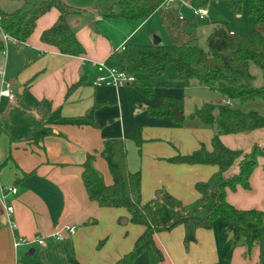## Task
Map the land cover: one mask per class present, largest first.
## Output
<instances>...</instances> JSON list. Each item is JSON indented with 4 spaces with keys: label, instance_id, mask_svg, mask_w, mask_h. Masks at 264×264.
<instances>
[{
    "label": "crops",
    "instance_id": "obj_1",
    "mask_svg": "<svg viewBox=\"0 0 264 264\" xmlns=\"http://www.w3.org/2000/svg\"><path fill=\"white\" fill-rule=\"evenodd\" d=\"M78 1H86L87 7H79ZM62 2L79 10L68 15L66 21L83 46V55H63L40 41L42 31L51 27L58 17L54 8L36 21L26 41L17 45L8 42L5 53L0 54V92L8 87L14 95L12 100L0 95V189H16L15 194L8 192L5 199L13 208V227L6 223L0 206V264H69L66 254L80 264H113L131 250L144 228L133 224L131 235L127 233L130 215L123 212V208H101L90 201L81 179L82 165L92 155V165L104 184L112 183L105 156L101 153L105 139L124 140L127 169L140 173L142 202L154 207L158 201L155 191L161 187L183 204H196L198 195L194 184L206 181L217 170L215 166L166 161L176 154H190L201 144L210 150L214 134L212 128L194 119L184 125L166 117L147 116V108L158 106L162 97L180 98L172 89H183L170 80L172 74L167 81L134 76L135 83L141 77L143 83L155 86L152 98L145 97L132 85H92L97 74L95 64L105 61L108 66H117L120 53L117 56L115 50L122 44L149 45L153 34L165 45L167 41L172 43L170 36L173 35L162 32L163 26L170 25L164 12L158 9L144 20L114 19L121 22L113 23L104 20L100 11H95L99 6L96 0ZM182 6L188 7L176 5V15H182ZM240 12L233 14L240 18ZM157 14L166 23L159 24ZM86 16L93 21L87 22L90 28L85 23ZM183 20L190 23V19L183 17ZM249 21L252 25L247 31L224 29L229 33L257 32L264 36V23ZM189 23L186 31L197 38L194 30H188ZM95 24L103 33L96 31L92 36L90 29L95 30ZM79 81L82 83L68 92ZM262 83L264 74L255 78V85ZM158 90L162 93L156 94ZM42 100L51 105L44 119L39 115ZM258 100L241 103H250L248 111L244 112L255 111L264 116V100H260L261 106ZM218 102L230 105L238 101L222 97ZM197 104L194 106L198 107ZM41 124L50 129L44 137L39 129ZM144 131L147 138L142 136L141 139ZM27 135L29 138L23 139ZM134 137L141 139L140 146L132 139ZM220 139L226 147L248 153L253 145L264 147V129L221 135ZM237 170L238 161L224 176L235 174ZM226 200L240 210H260L264 222L263 156L257 157L249 189H227ZM69 227L75 228L74 233H67ZM225 230L226 223L220 219L211 229L196 230L195 242L189 243L187 250L182 245V226L156 233L154 242L163 254L160 264H264V242L247 252L242 241L232 244ZM57 232L62 234V240L53 238ZM22 238H43L44 245L33 243L14 249L13 241ZM133 264H148L146 255H141Z\"/></svg>",
    "mask_w": 264,
    "mask_h": 264
},
{
    "label": "trees",
    "instance_id": "obj_2",
    "mask_svg": "<svg viewBox=\"0 0 264 264\" xmlns=\"http://www.w3.org/2000/svg\"><path fill=\"white\" fill-rule=\"evenodd\" d=\"M107 16L115 20L139 21L151 16L160 9L165 0H116L112 5L106 0ZM195 5H207L208 0H190ZM248 15L253 23H264V0H248ZM52 8L58 11L54 24L42 31L40 41L52 46L60 54L78 57L85 53L74 32L67 24V17L78 13L62 0H40L30 9H16L10 12L0 11L1 30L17 41H26L35 29L36 21ZM233 13L241 10V0H233L230 5ZM164 18L174 24L171 35L178 37L176 44L139 45L126 44L120 52L117 68L128 75L148 76L160 79L166 67L173 74L170 80L185 89L195 82L200 86H210L229 101L264 100V83L255 85V77L250 72L254 66L264 73V36L260 33H229L217 26L207 36V51L199 48L196 35L186 31L188 21L178 19L173 10L164 12ZM5 45L0 36V52ZM82 82L71 86L68 92ZM134 88L147 98L153 97L152 83H134ZM51 111L50 102L41 101L39 115L42 119ZM147 116L154 118H170L176 124L184 122V104L178 97H162L160 104L147 108ZM213 129L210 150L201 144L190 154H176L167 158L171 164L209 165L217 168L206 181L194 184L200 207L187 210L176 198L162 192L161 206L155 208L142 202L141 176L139 172L127 169L125 142L119 138L105 139L102 155L105 156L108 170L112 178L110 185H105L101 175L92 165L93 156L89 155L83 163L82 183L90 201L101 208H123L130 215L129 221L144 228L134 241L129 252L113 264H133L145 254L148 264H160L163 254L154 242V235L162 231H170L176 226L184 230V242H195L198 229H211L216 220L226 223L225 233L234 244L242 241L247 252L264 242V222L262 213L257 209L240 210L226 200V190L237 187L249 189V178L257 165V157H264V147L253 145L248 153L226 147L221 135L245 134L257 129H264V116L254 112H243L224 103H203L195 107L188 117ZM41 137L50 133V129L39 126ZM29 138V135L23 139ZM137 146L141 139L132 138ZM238 161L235 174L224 176V173ZM208 204V205H207ZM207 207L204 213H199ZM69 264H80L74 257L66 254Z\"/></svg>",
    "mask_w": 264,
    "mask_h": 264
},
{
    "label": "rangeland",
    "instance_id": "obj_3",
    "mask_svg": "<svg viewBox=\"0 0 264 264\" xmlns=\"http://www.w3.org/2000/svg\"><path fill=\"white\" fill-rule=\"evenodd\" d=\"M39 1L40 0H0V10H4L7 12H10V11H13L16 9L27 10V9H30L33 5H36ZM115 1L116 0H110V1H108V3L110 5H112ZM187 2L190 5L193 4L190 2V0L189 1L187 0ZM76 3H78L77 5H80L79 7H81V8L87 7L86 1H83V2L78 1ZM96 3H98L99 6H97V8H95V11H100V14L102 15L104 20H106V21L109 20L113 23L121 22V21H115L114 19H111L107 16L108 10L106 9V3H107L106 0H96ZM232 3H233V0H208V3L206 5V8L208 9V16L203 21H198L197 18H195L192 15L190 8H188L186 6H182L180 8V12H181L182 16L185 17L186 19H190L188 30H190V31L194 30L197 33V38H196L197 40H196L195 44L199 48H201L203 51H207L206 36L210 33V31L212 30L213 27L220 26V27H223L225 29H229V28L231 29L232 28L234 30L236 29L239 31L240 30L247 31L248 26L252 25V23H250V21H249V20H251V18L248 15V5H249L248 0H241V10H240L241 11L240 12L241 17L240 18H236L235 14H233V12L231 11L230 5ZM178 4L179 3H177L176 5H178ZM193 5H195V4H193ZM156 18L160 19V20L157 19L159 24H161V25L164 24L162 22V19H161L159 14L156 15ZM87 22L93 23V21L89 20L88 16L85 17V23L87 24V27L90 28V26H88L90 23H87ZM173 26H174V24L172 22L170 23L169 26H163L162 32L164 34L170 33V30L173 28ZM90 30H91L90 32H91L92 36L95 34L96 31L103 33L98 28V24H95V30H93V29H90ZM147 30L150 31L151 28H148ZM204 30H205V33L203 32ZM153 35H155V34H153ZM152 41H153V39H152ZM166 44L170 45L172 43L170 41H167ZM114 49H115V46H114ZM115 51H116V55L118 56L120 51L117 50V48ZM250 72L256 79H259L260 75L264 74L263 72H261L260 70H258L254 66L250 67ZM171 74H173L172 69L170 67H166L163 76L159 80L167 81L169 75H171ZM144 77L149 78L148 76H144ZM149 80H150V78H149ZM138 82L143 83L141 77L138 78ZM193 83L196 85L191 84L188 88H185L183 90H180V89L176 90V88L172 89V90H175V92H174L175 95H179V97L183 100L184 117H185L184 122H183L184 125L189 124L188 120H190V119L188 117H189V115L192 114L194 107H195L194 106L195 103H198L197 104L198 106L202 105L203 103L216 104V103H218V99L222 98V96L218 93V91L212 89L210 86H199L197 83H195V82H193ZM158 93H162V92L160 90H158L156 94H158ZM257 103L259 104V106H261L260 104H263L262 101H260V100H258ZM248 104H250V103L241 104L239 102H237V103L234 102V103H232L230 105L228 104V105L235 108V109H240L241 111L244 112V111H248L247 109H249V106H250ZM145 128L146 127H144L143 129H145ZM143 133H144V135H141L140 138L142 139V136L147 138L148 134H146L145 131ZM144 139L145 138H143V142H145ZM162 139L164 140V138H162ZM169 143H173V142L170 141ZM161 191H165V189L161 187L160 190L155 191V195L158 197V201H156V203H155V208H160V206H161V198H162V192ZM152 201L155 202L154 200H152ZM183 206H185L187 210H194V209H197L198 207H200V203L183 204ZM206 209H207V207H204L201 211H199V213H201V214L204 213ZM122 211L128 213V211L126 209H123ZM122 218H124V217H122ZM123 227H126V226H123ZM133 227H134L133 223L130 222L128 227H127V233H130V235H131V230H133ZM162 232H168V231H162ZM182 245H183V248L185 250L188 249V247H187L188 244H186L184 242V240H183Z\"/></svg>",
    "mask_w": 264,
    "mask_h": 264
},
{
    "label": "built area",
    "instance_id": "obj_4",
    "mask_svg": "<svg viewBox=\"0 0 264 264\" xmlns=\"http://www.w3.org/2000/svg\"><path fill=\"white\" fill-rule=\"evenodd\" d=\"M189 1V0H188ZM183 4L187 5L192 15L197 18L198 20H203L208 16V9L206 8V5H190L188 4L187 0H165L163 4L161 5L160 9L163 12L175 10L176 4ZM178 19L183 20L182 15H177ZM0 36L1 39L6 47L8 42H12L13 44H18L19 41H17L15 38L11 37L10 35L4 33L0 28ZM125 44H122L117 50L120 52L124 50ZM5 49L0 52V54H4ZM97 74L95 78L92 81V85L94 87L99 86H125V85H133L135 83V77L133 75H128L123 71H120L117 66H108L105 61L97 62L95 64ZM0 95L6 96L10 100L14 98V95L11 93L8 87L1 90ZM10 192L12 194L16 193V189L14 187L9 188L8 191H5L3 189H0V206L3 213V216L5 218L6 223L13 227V221H12V215H13V208L11 205L7 204L5 199L7 193ZM66 231L68 234H72L75 231L74 227L66 228ZM53 238L57 240H62L63 236L60 234V232L53 234ZM33 243H37L40 246L44 245V239L43 238H34L31 240L22 238L18 240H14L12 243L13 248H17L20 245H31ZM15 264H18L15 262Z\"/></svg>",
    "mask_w": 264,
    "mask_h": 264
},
{
    "label": "water",
    "instance_id": "obj_5",
    "mask_svg": "<svg viewBox=\"0 0 264 264\" xmlns=\"http://www.w3.org/2000/svg\"><path fill=\"white\" fill-rule=\"evenodd\" d=\"M164 23H166V22H164ZM152 39H153V41H152V44L153 45H161V44H163L161 38H159L156 35H153V38ZM170 39H171V41H172L173 44H176L178 42V38L175 37V36H170ZM104 156H106V155H104ZM124 223H126V220H124ZM31 252H32V250H30V253Z\"/></svg>",
    "mask_w": 264,
    "mask_h": 264
}]
</instances>
